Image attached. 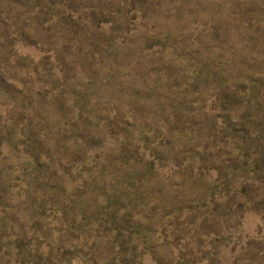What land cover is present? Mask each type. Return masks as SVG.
Here are the masks:
<instances>
[{
  "label": "rangeland",
  "instance_id": "374dc122",
  "mask_svg": "<svg viewBox=\"0 0 264 264\" xmlns=\"http://www.w3.org/2000/svg\"><path fill=\"white\" fill-rule=\"evenodd\" d=\"M0 264H264V0H0Z\"/></svg>",
  "mask_w": 264,
  "mask_h": 264
}]
</instances>
